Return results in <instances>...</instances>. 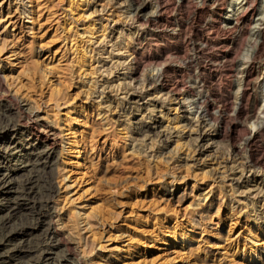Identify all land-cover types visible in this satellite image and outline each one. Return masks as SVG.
Returning <instances> with one entry per match:
<instances>
[{
  "label": "rangeland",
  "instance_id": "1",
  "mask_svg": "<svg viewBox=\"0 0 264 264\" xmlns=\"http://www.w3.org/2000/svg\"><path fill=\"white\" fill-rule=\"evenodd\" d=\"M133 16L132 0H0V74L14 99L56 127L59 212L76 216L69 239L86 252L83 264H264V191L252 190L264 179V121L256 124L260 164L243 181L230 180L237 169L219 165L215 149L201 157L185 139L175 138L163 157L141 149L132 116H118L128 80L117 62L128 59L134 34L150 39L147 50L162 58L144 63L142 78L163 63L184 69L188 59L203 65L210 56L194 49L193 38L179 54L178 40L162 41L164 22L130 27ZM104 83L111 88L101 92ZM252 91L263 96L264 73ZM174 108L165 119L171 128ZM233 123L241 144L253 127L241 117ZM221 143L228 150L234 141Z\"/></svg>",
  "mask_w": 264,
  "mask_h": 264
},
{
  "label": "bare ground",
  "instance_id": "2",
  "mask_svg": "<svg viewBox=\"0 0 264 264\" xmlns=\"http://www.w3.org/2000/svg\"><path fill=\"white\" fill-rule=\"evenodd\" d=\"M132 3L130 27L142 22H164L163 42L178 40L176 50L186 54L183 44L196 39L194 49L210 56V61L201 65L190 58L184 69L163 63L153 74L142 78L144 63L157 65L162 58L148 51L152 49L150 39L135 33V45L129 48L128 59L117 62V67L127 70L124 79L128 80L123 103L118 106L119 118L132 116L133 121L128 123L131 135L151 157L165 156L172 152L175 138L178 142L185 139L201 157L210 148L215 149L219 165L237 169L230 180L243 181L260 164L255 140L256 124L260 119L264 121V94L260 98L252 90L259 74L264 73V63L257 62L259 58L264 60V0H177L176 5L173 0H166L165 4L156 0L154 6L150 0ZM174 7L180 12L170 17ZM159 44L158 41L155 46ZM161 52L168 55L167 50ZM216 84L219 89H215ZM105 85L101 92L111 88ZM1 91L0 264H83L80 255L86 252L69 239L71 233L67 230L76 216L59 212L64 179H60L56 127L43 121L24 101L14 99L0 74ZM218 103L222 105L219 107ZM230 106H234L233 114H224L222 109ZM173 108L179 114L171 128L165 125V119H169ZM240 117L249 120L253 127L241 144V134L233 123ZM227 139L234 141L228 150L221 143ZM244 148L246 156L241 155ZM234 153L235 157L240 155L238 159L232 157ZM246 181L250 182V178ZM263 187L262 178L252 190L259 194ZM83 222L90 227L87 220ZM70 226L79 225L76 222Z\"/></svg>",
  "mask_w": 264,
  "mask_h": 264
}]
</instances>
